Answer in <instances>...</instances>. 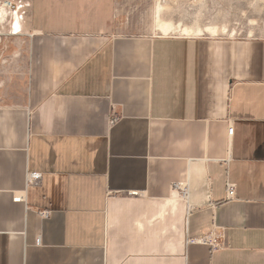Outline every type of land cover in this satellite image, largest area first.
I'll return each mask as SVG.
<instances>
[{
	"label": "crops",
	"instance_id": "obj_1",
	"mask_svg": "<svg viewBox=\"0 0 264 264\" xmlns=\"http://www.w3.org/2000/svg\"><path fill=\"white\" fill-rule=\"evenodd\" d=\"M13 2L29 44L23 78L0 60V264H264V38Z\"/></svg>",
	"mask_w": 264,
	"mask_h": 264
},
{
	"label": "rangeland",
	"instance_id": "obj_2",
	"mask_svg": "<svg viewBox=\"0 0 264 264\" xmlns=\"http://www.w3.org/2000/svg\"><path fill=\"white\" fill-rule=\"evenodd\" d=\"M11 1L0 0V12L6 9L4 17H0V60L7 61L5 72L9 77L23 78L29 38L21 28L15 31L19 13L15 14L18 6ZM161 21L172 22V29L164 32ZM185 27L191 33L185 32ZM207 27L217 31L213 33ZM119 29L153 35L223 34L264 38V0H119Z\"/></svg>",
	"mask_w": 264,
	"mask_h": 264
},
{
	"label": "built area",
	"instance_id": "obj_3",
	"mask_svg": "<svg viewBox=\"0 0 264 264\" xmlns=\"http://www.w3.org/2000/svg\"><path fill=\"white\" fill-rule=\"evenodd\" d=\"M11 6H12V4H11ZM117 119L118 118L115 115H113V118L111 119V124H114L117 121ZM233 132H234V127L230 126L229 129H228L229 135H232ZM27 178H28L29 182H31V183H37L41 179V173L30 172L27 175ZM175 190H177L178 195L182 199H187L188 198V195H189L188 189L185 186H183L181 183L175 184ZM235 194H236V185L234 183L228 181L227 182V195H228L227 197L229 199L234 198ZM41 214L44 215V216H47L49 214V212L46 211V210H43V211H41ZM196 240L197 239H190V241H196ZM198 240L204 241V242H208L214 248L219 247L221 245V242L220 241L218 242L216 237H214L213 234L204 236L203 238L198 239Z\"/></svg>",
	"mask_w": 264,
	"mask_h": 264
},
{
	"label": "bare ground",
	"instance_id": "obj_4",
	"mask_svg": "<svg viewBox=\"0 0 264 264\" xmlns=\"http://www.w3.org/2000/svg\"><path fill=\"white\" fill-rule=\"evenodd\" d=\"M5 6H7V5H5ZM3 13H6V12H5V11H3L2 13L0 12V17L3 16ZM3 17H4V16H3ZM1 18H2V17H1ZM159 21H160V19H159ZM19 24H20V22H19V18H18V16L16 15V25H17V27L19 26ZM160 27H161V29H162L164 32H168V31H170V30L172 29L173 24H172V22H167V21H163V22H162V21H161ZM207 29H208L209 31L213 32V33H215V32L217 31L216 28H212V27H207ZM184 31L187 32V33H191L192 30H190L188 27H185V28H184ZM198 31H200V30H198Z\"/></svg>",
	"mask_w": 264,
	"mask_h": 264
}]
</instances>
